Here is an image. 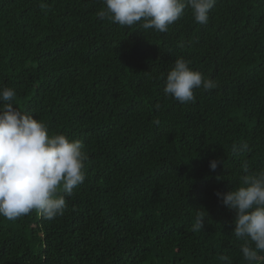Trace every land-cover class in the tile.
Listing matches in <instances>:
<instances>
[{
    "label": "trees",
    "instance_id": "16d2710c",
    "mask_svg": "<svg viewBox=\"0 0 264 264\" xmlns=\"http://www.w3.org/2000/svg\"><path fill=\"white\" fill-rule=\"evenodd\" d=\"M104 9L0 0V88L87 154L84 182L58 192L62 216H0V264H249L217 194L240 186L245 164L264 170V0H216L203 25L186 8L165 33ZM178 58L217 87L186 104L166 95Z\"/></svg>",
    "mask_w": 264,
    "mask_h": 264
},
{
    "label": "clouds",
    "instance_id": "9594fccd",
    "mask_svg": "<svg viewBox=\"0 0 264 264\" xmlns=\"http://www.w3.org/2000/svg\"><path fill=\"white\" fill-rule=\"evenodd\" d=\"M100 13L113 23L160 33L179 20L191 8L198 24H207L216 0H102ZM43 7V5H41ZM191 61L178 58L168 72L164 93L181 104L195 102V90L210 91L217 84L190 67ZM17 93L0 88V216L13 220L36 210L51 220L62 216L67 207L63 193L70 196L85 180L87 154L78 140L64 134L49 135L47 125L14 106ZM159 124V120L155 121ZM221 160L210 161L215 171ZM240 186L221 197L223 204L236 213L232 234L241 244L243 258L251 264L264 252V170L248 172ZM219 179V177H217ZM197 217L194 230L203 227ZM254 245V246H253ZM231 264L228 256L220 258Z\"/></svg>",
    "mask_w": 264,
    "mask_h": 264
}]
</instances>
